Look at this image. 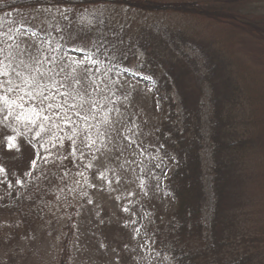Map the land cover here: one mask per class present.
I'll use <instances>...</instances> for the list:
<instances>
[{
    "label": "trees",
    "instance_id": "1",
    "mask_svg": "<svg viewBox=\"0 0 264 264\" xmlns=\"http://www.w3.org/2000/svg\"><path fill=\"white\" fill-rule=\"evenodd\" d=\"M113 3L143 13V20L137 24L136 16L118 18L110 11ZM95 5L108 10H97L88 23L77 13L55 12ZM148 12L155 16L144 20ZM177 14L185 19L181 24ZM27 39L41 57H72L68 50L79 48L102 63L85 65L93 69V84L85 82L83 68L75 74L65 70L62 83L72 85L75 77L81 84L57 90L68 95H56L53 110L60 103L64 107L51 121L43 119L44 113L52 116L47 107L39 116L30 111L41 105V97L25 96L24 108L14 93L9 94L15 101L11 107L0 101L2 144L13 137L29 156L22 184L0 201V242L17 246L51 219L62 188L69 191L68 184L87 164L83 137L92 132L101 137L106 130L103 121L110 114L98 106L103 93L97 82H118L125 68L147 76L153 91L166 100L157 125L144 120L139 108L127 110L135 147L170 163L164 188L175 204L167 217L145 220L141 243L158 264H264V0H0V54H14ZM91 98L97 106L87 111ZM76 112L89 117L90 132ZM61 116L72 124H63ZM205 141L210 147L209 187ZM72 224L64 227L57 264L73 260ZM126 231L103 220L92 233L96 254L106 252L111 241L130 244Z\"/></svg>",
    "mask_w": 264,
    "mask_h": 264
},
{
    "label": "rangeland",
    "instance_id": "2",
    "mask_svg": "<svg viewBox=\"0 0 264 264\" xmlns=\"http://www.w3.org/2000/svg\"><path fill=\"white\" fill-rule=\"evenodd\" d=\"M106 8L98 5L64 7L55 12L63 16L77 13L80 21L88 23L97 10H108V7ZM110 11L122 20L133 16L139 19L137 24L143 20L141 16L143 13L130 12L126 6L113 3ZM145 16L147 18L144 20H150L155 15L148 12ZM175 18L180 24L185 20L179 14ZM198 23L195 22L194 26ZM223 25L227 26L224 23ZM15 50L14 54L9 52L0 54L3 69L9 73L7 79L11 80V86L21 84L23 91L27 92L28 88L24 87L21 81L29 76L39 80V73H45L41 89L36 90L35 96L43 98L41 90H44L52 104L55 103L57 96L51 95V90L54 86L59 89V83L66 79L65 70L70 69V72L72 70V61L90 56L82 49L73 48L68 50L73 59L69 56L60 59L47 54L41 57L29 39L24 40L21 47ZM242 52L243 55L247 53ZM52 57H55L56 64L49 62ZM253 64L257 69L258 65ZM65 65L68 67L60 72V68ZM13 67L21 74L20 78L12 74ZM120 75L118 82L106 83L102 80L97 82V90L103 93L97 99L98 106L102 110L107 109L106 112L110 115L107 121H103L107 127L101 137L98 136L99 132H92V135L83 137L88 145L83 149V154L88 159L87 164L68 184L69 191L65 187L62 188L54 206L51 207V219L38 228L31 238L13 247L0 242V264H57L63 237L66 235L64 227L69 221L73 223L71 244L75 250L70 264H123L121 263L123 259L127 261L126 264H158L153 252L146 248L141 240H144L143 232L147 218L156 216L163 219L174 210L175 204L164 188L170 163L156 153H145L135 147L130 134L132 118L127 115V110L139 108L144 114V120L146 119L152 126L157 125L164 114L166 100L163 94L153 91L147 76L125 68L121 69ZM83 76L87 84H93L94 81L89 79L90 73L86 74L83 71ZM75 79L77 78L70 79L73 86ZM21 94L14 93L16 101H20L17 97ZM89 101L90 103H86L87 111H90L91 106L93 109L97 106L94 98ZM110 103L114 106L111 107ZM205 109H208L207 105ZM83 125L90 132L91 128L89 129L88 125L93 126V123L83 122ZM203 160L205 182L209 187L210 147L207 141L204 145ZM28 165L27 152L22 153L18 146L9 148L0 140V168L4 169L0 172V201L9 199L12 188L18 185L16 181H23ZM207 198L208 216L211 207L210 192ZM103 220L114 226L120 224L127 227L126 235L130 241L133 239L131 243L118 244L111 241L104 247L107 249L106 252L102 253L99 249L98 253L101 255L96 254L92 233ZM102 237L106 240L105 234ZM2 244L4 245L1 246ZM130 249L133 250L131 254Z\"/></svg>",
    "mask_w": 264,
    "mask_h": 264
},
{
    "label": "snow or ice",
    "instance_id": "3",
    "mask_svg": "<svg viewBox=\"0 0 264 264\" xmlns=\"http://www.w3.org/2000/svg\"><path fill=\"white\" fill-rule=\"evenodd\" d=\"M49 62L52 63V64H56L55 57L50 58ZM37 63H39V61H37ZM87 63L98 64V63H102V62H99V61L93 59L91 56L86 57L85 59L79 60V61L73 60L72 61V72L75 73L77 68H83V71L86 74L87 73H91L93 71V69L85 67V65ZM65 67H68V65H65L64 67H61L60 68V72H63ZM3 68H4L3 61H0V76L8 77L9 73L4 71ZM95 71L99 72V68H96ZM12 74L15 75L17 78H20V75H21L19 72L16 71L15 67H13V69H12ZM56 75H59V73H56ZM44 77H45V73H39V78H40L39 80H37L34 76H29L26 80H22L21 83L24 85V87L28 88L27 92L23 91V88L21 87V84H16L14 86H11V80H0V101L9 102L8 106L11 107V104L15 103V101L11 100V97H10L9 94H11V93H22L17 98L21 101V105H20L21 108H24L25 107V105L23 103L24 97L25 96H29V97L34 98L35 95H36V90H40L41 89V81L44 79ZM74 83L77 86L80 85L81 84V79H78V78L75 79ZM71 86H72L71 84H67L66 85L65 83L61 82V83H59L58 88L59 89H65V88L71 87ZM41 95L43 97L41 105L32 107L30 109V111H32L34 115L39 116L43 112V108L47 107L49 109V111H52V116H49L47 113H44L43 114V119L51 121L54 116H59V109L63 108L64 104L63 103L58 104L56 106V110H53L52 103L49 100L47 92L44 91V90H41ZM52 95L53 96L59 95L60 97L66 99L68 93L66 91H57V87L54 86L53 89H52ZM45 102H47V103H45ZM70 107L74 108L75 105H71ZM93 107H95V106H93ZM75 115L79 116L87 124V121L89 119L88 116H83V115H81L80 112H76ZM17 118L19 119L20 117H17ZM60 120H61V122L63 124H72V121L67 116H61ZM41 127H43V125ZM91 127H92V125H88L89 129ZM8 140H9L8 147L9 148L15 147L14 138L13 137H9ZM70 140L72 141L73 144H75L74 138H70ZM86 146H88V145H86ZM41 147H42V145H41ZM76 151H77V149L75 147H73L72 148V154H75ZM49 155H51V154L49 153ZM45 162H47V158L46 157H45ZM32 165H33V167H36L37 166V161L33 160L32 161ZM157 167H159V165H157ZM3 171H4V169L0 168V172H3ZM16 183L17 184H21L22 181L21 180H17Z\"/></svg>",
    "mask_w": 264,
    "mask_h": 264
}]
</instances>
